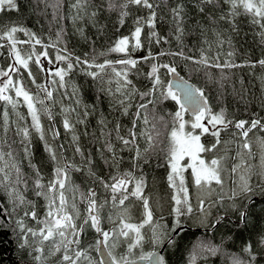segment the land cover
<instances>
[{"label":"trees","instance_id":"trees-1","mask_svg":"<svg viewBox=\"0 0 264 264\" xmlns=\"http://www.w3.org/2000/svg\"><path fill=\"white\" fill-rule=\"evenodd\" d=\"M16 2L19 11L7 8L0 11V30H7L17 25L35 33V38H39L41 44L35 45L33 39L31 43H17V48L21 55L27 56L33 51L39 55L45 51L44 46H47L48 58H51L52 63H47V58L41 56L40 63L45 69L55 70L56 67L64 66L62 62L55 60L57 53L60 55L71 53L72 57L88 59L94 64H102L105 60H109L113 62L117 72L127 71V79L131 81L129 88L134 86L137 92L144 93L152 87V80L149 78L152 66L169 64L196 87L204 90L212 114L219 113L223 109L229 120L250 122L253 119H260L261 123H264V65L258 63L259 60L264 59V35L261 34L264 29H261L259 24L253 23L252 15L244 14L242 8H238L240 14L233 17L229 0H213L212 3H203L202 0H164L161 3V0H152L154 4H159L156 8L155 31L161 42L157 44L155 40L149 41L150 29L145 25L141 33L142 47L135 50H133L135 43L133 33L137 27L136 20L138 17L147 18L149 10L145 8L129 5L128 15L121 24L119 7L108 10V0H81V5L78 7H73L77 0H16ZM113 2L118 6L123 0H113ZM57 3L59 7L54 8L53 5ZM177 4L183 5L182 32L177 30L176 22L169 10ZM123 37L129 38L128 54L110 51ZM15 38L17 41L29 40V37L22 32H17ZM10 44L11 41L0 39L2 45L0 68L7 69L9 64L15 62ZM65 49L67 51H64ZM149 49L156 59L142 60L141 57L147 56ZM161 52L167 54L161 56L159 55ZM178 52H183V56L173 55ZM185 57H191L192 60ZM205 57L207 65L193 63ZM122 58L134 59L138 62L135 67L128 66L125 69L124 66L116 63ZM72 62L75 66L65 76L64 86L57 85L58 90H53V98L49 101L51 118L43 111L40 113L43 140L32 127V119L22 97L19 98L20 103L15 108L12 104L0 100V152L4 154L5 162L0 161L4 163L5 168L7 167L5 172L10 176V180L7 181L9 188L15 187L25 198V204L18 207L13 214L14 220L22 217L25 210L29 212L35 210L36 217L41 219H45L48 212L49 200L44 195L36 194L34 182L37 175L32 165L39 169L40 183L45 185L46 194L47 185L55 178L54 169L63 166L65 159L74 166L73 169L68 170L64 196L65 198L68 196L66 208L70 215L76 217L78 226L87 216L89 189L95 190L97 205H103L99 208L100 213L108 208L107 211L115 215L116 209L120 208L117 203L122 193L118 191L115 194L117 201L114 204L112 192L101 185V179L111 183V177H125L126 173H131L129 178L132 182L127 188L130 190L131 187H135L133 172L144 173L145 177L151 179L152 173L163 169L166 171V166L169 165L166 152L162 149H166L173 127L171 114L178 110L175 102L157 101L154 111L153 105L149 104V123L145 125L142 119L137 120L135 146L129 144L125 147L116 138V126L119 125L120 136L130 138L128 132L133 127L137 107L142 102L141 97L132 95L129 106V100L125 96L127 89L122 85L123 78H117L112 67L105 68L103 73L93 79L86 74V71H98V69L93 67L85 70L83 66L76 65L74 59ZM226 63L237 66L224 67ZM217 64L221 67H216ZM29 68L35 77V83L29 78L28 70L22 69L20 77L13 75L12 78L14 82L18 79L22 80L30 94L38 93L37 85L58 80V77L49 76L47 72L42 73L32 61H29ZM158 74L164 83L170 80V74L166 69L160 67ZM0 80L6 78L0 77ZM49 87H52L50 83ZM118 87L121 88L120 92L116 91ZM6 94L16 99L14 89L10 88ZM39 96H43V93H39ZM118 100H125L124 106H128L127 114L124 113V106H121ZM46 104L48 105L47 101ZM37 107L40 108V105ZM64 109H75V111L65 112ZM5 112L8 114L10 124L7 135L3 132ZM186 115L188 116V113ZM153 116L156 117L155 121ZM161 116L164 117L163 122L159 120ZM65 118L73 125L74 130H65L63 126ZM152 123L156 124L160 137L155 147L149 148L147 138L142 133L151 129ZM16 128L29 129L30 163L21 144L23 138L16 133ZM54 130L59 131L58 137L53 138ZM232 130L234 128L230 127L228 131L221 132V140L231 139L229 135ZM257 130L264 136V130L259 128L252 132ZM74 135L78 137L77 141L73 140ZM232 139L239 148L241 142L239 135L233 134ZM45 142L56 152L58 163L50 158ZM108 143L112 145L115 153V162H113V153L107 150ZM77 146L83 155L75 151ZM146 148L147 153L144 151ZM137 150L146 156L147 162L134 160ZM234 151L236 149L232 150ZM9 152L11 155H8ZM236 158L237 156H232L231 153L227 163L229 168L236 163ZM87 160H91V165L86 162ZM13 165L19 167L27 180L26 186L14 183L16 171ZM89 167L94 175L88 174ZM0 180H3V173H0ZM154 196H151V199H154ZM231 196L232 193L223 196L222 201L219 199V203L214 204L206 228L200 227V230L190 228L196 225L188 223L186 218L190 215L195 218L197 212H200L198 209L195 211L196 208H193L191 214L180 217L182 224L180 235L175 237L174 245H166L164 249L166 264H233L236 258L248 264L250 256L245 248L249 244L252 246V255L255 256L251 264H264V241H262L264 195L256 193L250 200L240 197L230 199ZM131 197L133 196L128 199ZM56 198L58 202V196ZM128 199L125 200L124 205H128ZM227 200H230V205L226 204ZM0 206L9 210L12 207L8 193L2 185H0ZM152 211L156 214V222H160L159 219L169 220L170 216H174L173 211L170 210L166 211L165 215L160 213L154 204ZM241 211H246V220H241ZM77 212L78 216H76ZM173 219L172 217L170 220ZM30 221L34 223L31 217L24 218L25 224L29 225ZM102 222L103 227L104 224L109 225L107 220L101 219L102 229ZM117 222L118 220L114 223L115 228L120 225ZM85 228L87 233L81 234L79 247L87 249L92 260L98 262L100 257L97 251L94 247H89L95 245L98 236L94 228L90 226ZM146 228L142 250L148 249L150 252L158 247L150 243L154 230L151 228L149 230L148 225ZM168 234L175 235L172 232ZM119 237L122 239L121 236ZM129 237H124L127 242L130 240ZM19 242L18 234L13 233L11 228H0V264H61L62 252L53 254L51 242H42L40 238L37 241L35 237L29 236V247L23 250L19 248ZM39 243L42 244V253L33 251L38 249ZM135 251L140 253L141 248L137 247ZM36 255L40 256V260L33 259ZM80 264H88V261L82 258Z\"/></svg>","mask_w":264,"mask_h":264},{"label":"snow or ice","instance_id":"snow-or-ice-1","mask_svg":"<svg viewBox=\"0 0 264 264\" xmlns=\"http://www.w3.org/2000/svg\"><path fill=\"white\" fill-rule=\"evenodd\" d=\"M164 0H161L163 3ZM203 3H212L213 0H202ZM232 8V16L235 17L240 13L237 11L238 8H242L244 14H251L253 17V23L259 24L261 29H264V0H229ZM81 5V0H77V3L73 5V7H78ZM129 5H136L140 8H145L149 10V14L147 18L138 17L136 20L137 27H135L133 37H134V48L139 49L142 47L141 44V33L143 31V27L146 25L150 29L149 41L155 40L157 44L161 42V38L158 33L155 31V25L157 22V11L156 8L159 7V4H154L152 0H123L118 6L113 0H108V10H115L119 7V15L120 22L123 24L124 17L128 15L127 9ZM54 8H58L59 4L53 5ZM7 9H13L19 11V6L16 0H0V11H4ZM173 20L176 22L177 30L182 32V21L183 17L181 15L183 11V5L177 4L176 7L169 9ZM203 11V9H201ZM95 13H93V16ZM17 32H22L29 37L28 41H17L15 38V34ZM264 35V32L261 33ZM0 39H6L11 41L10 49L12 53H14V63L9 64L7 69L0 68V77L6 78V80H0V100H4L5 102L12 104L15 108L18 103H20L19 98H23V102L27 105L29 114L32 119V127L39 133L40 138L43 140V130L40 124V113L43 111L50 118L52 116L51 111L49 110L46 101H50L53 98V90H58L56 88L57 85L60 87L64 86L65 76L68 75L74 68L73 59L75 60L76 65H81L85 70L95 67L98 71H86L87 75H90L93 79H96L101 73L104 72L105 68L112 67V71L115 73L117 78L122 79V85L127 89L125 93L126 98L129 100L132 95L136 94L141 97L142 102L138 105L135 119L133 120V127L129 130L128 136L130 138H125L119 135V125L116 126L117 139L127 147L129 144L135 146L136 141V121L142 119L144 124L147 125L149 123V108L148 105H153V111L155 108V104L157 101H167L171 100L175 102L178 106V110L175 111L174 114H171V123L173 125L172 130L169 134V140L166 149H162V151L166 152L167 163L170 166V173L168 175V181L170 187L177 189V194L173 197L175 201V207L173 208V213L175 215V225L170 230L175 235H169L167 230L162 231H153L152 238L150 243L155 245L156 247H164L166 245H174L176 240L175 237L180 235V230L182 229V224L180 217L191 214L193 212L192 205L188 199V189L185 187L184 182V167L181 165V161L184 160L185 157H188L191 160V164L188 165L192 168L193 176H194V184L196 186H201L203 184H211L212 181H215L218 185L223 187V179L221 174L226 171L225 166L223 165V161L227 159L226 156H220L216 158H212L209 163H206L204 159L200 157V153L208 152L213 153L217 150L218 146H221L222 141L220 139L221 132H226L229 128H234L235 133L239 135L240 140L242 141L240 147L242 150L251 154L252 145L249 140V133L254 129L264 130V123H261L260 119H253L250 122L246 120H229L227 119L225 111L222 109L219 113L212 114L211 108L207 102V97L205 96L204 90L198 88L194 85H191L188 80H185L183 77H180L177 73V70L174 66L169 64L162 65H153L151 68V72L149 73V78L152 80V87L149 91L144 93H139L135 89V87L129 88L131 85V81L127 79V71H119L117 72L115 67H113V62L109 60H105L102 64H94L90 63L88 59H81L80 57H72L71 53L67 55H60L57 53L55 60L57 62H62L64 64L63 67H56L55 70L52 68L45 69L44 65L40 63V57L44 56L47 58V63L51 64V58H48L47 46L45 47V51L41 52L39 55L35 54V52H31L27 54V56L21 55L20 50L17 48V43H31L34 39L35 45L41 44V40L39 38H35V33L30 30L22 27L13 25L7 30H0ZM129 38L123 37L121 38L113 48L110 49L112 52L124 53L128 54L129 49ZM2 46V45H0ZM34 47V45H33ZM64 51H67L66 49ZM167 53L161 52L159 55H166ZM173 55L183 56V52L174 53ZM231 55V53H230ZM186 59L192 60L191 57H185ZM142 60L147 61L148 59H156L153 56L151 50L149 49L147 56L141 57ZM29 61L34 62L39 70L43 72H47L49 76L58 77V80H52L45 84L37 85L38 93L30 94L28 90L25 89L22 80L13 81V75L20 77L22 75V69L28 70V76L35 83V77L32 75V72L29 68ZM137 60L134 59H125L119 60L116 63L124 66L126 69L128 66L135 67L137 64ZM193 63H200L207 65V58H202L200 61H193ZM260 65H264V59L258 61ZM237 65L226 63L224 67H236ZM162 67L166 69L167 73L172 76V79L167 83L161 81L160 76L158 74L159 68ZM216 67H221L219 64ZM49 83L52 87H49ZM14 89L15 97L14 100L11 95H7L6 93L9 89ZM111 90L109 89V92ZM117 92L121 91V88L116 89ZM43 93V98L39 96V93ZM146 101V102H145ZM121 106L125 105V100L117 101ZM79 103V101H77ZM40 105V108L37 107ZM65 112L75 111V109H64ZM123 111L125 114L128 112V106L123 107ZM191 112L194 119L192 121L184 120V113ZM156 117L153 116V120L155 121ZM205 119H207V123H204ZM160 121H164V117H159ZM186 125L190 129L189 131H185ZM63 126L66 131L74 130L73 125L70 124L69 120L65 118L63 120ZM165 126H167L165 124ZM9 120L7 112L4 113L3 119V132L7 135L9 131ZM197 130L199 133L197 134ZM16 133L22 136L21 144L23 146V151L26 157L29 158L30 161V142H29V129L28 128H16ZM210 135L215 138V143L210 144L209 146H205L202 144L201 136ZM142 135L146 136L148 147L153 148L156 145L160 137V132L156 130V124L152 123V127L149 130H146ZM59 136V131H53V138ZM73 140L77 141L78 137L73 136ZM226 143V142H225ZM46 150L49 153L50 158L53 162H57V154L51 148L50 145L45 142ZM63 147L62 145L60 146ZM107 150L113 153V162H115V153L113 152L112 145L108 143L106 145ZM262 150H264V145L261 146ZM77 153H81L80 148L77 146L75 148ZM145 153L148 152L146 148ZM8 155H11L9 152ZM241 155L240 152H237V156ZM4 154L0 152V160L3 159ZM134 160L137 162L143 160L147 162V158L145 155H142L139 150L136 151V155ZM89 165H91V160L86 161ZM106 163L108 161H105ZM16 171V179L14 183L16 185L24 184L27 185V180L24 178L21 173L19 167L13 165ZM33 169L36 172L37 179L34 182L35 187L37 189L36 194L38 196L44 195L46 199L49 200L48 204V212L43 221L40 223L43 224V227L39 229V231H35L32 228H29L24 223L25 217H31L32 219H36L35 210L23 212V216L19 219L13 218V214L16 212L18 207H21L25 204V198L21 195L15 187L9 188L7 181L10 180V176L7 172H5L4 168H0V173H3V180H0V185H2L7 191L8 196L11 200L12 207L11 210L8 208H4L0 206V228L7 229L11 228L13 233L18 234L19 239V248L27 249L29 247V236L36 237L39 235L43 241H49L53 247V254L62 252L61 255V264H80L81 259H85L88 261V264H138V262H146V264H165L164 257L159 255L155 251L143 252V241L144 237L141 234V228L143 225H132L124 223L121 220V226L118 230L113 229L110 231H104L100 227V212L99 208L103 205H97V200L95 199L96 192L94 189H89V194L87 198V216L84 218L83 223L79 226L73 222L74 217L70 215L66 208V198L64 196L65 190V181L68 177V170L73 169V165H71L68 161L65 160L63 166H57L54 169L55 178L49 182L47 185V194L45 193V185L40 183L39 179V169L35 168V165H32ZM244 167L247 169L244 175L240 176V183L238 185V191L233 190L232 196L230 199H235L237 197L243 198L245 200H250L254 195H256L257 191L264 195V184L258 182L257 185L253 186L250 183L251 180V169L252 165L248 164L246 161L241 159L240 163L235 164L231 171L233 173L237 172L238 169ZM77 171L81 169H75ZM89 175H94L92 173L91 167L87 169ZM259 180H264V155L261 156V168L258 173H256ZM126 177H130L131 173H126ZM178 178V184H177ZM112 182L108 183L100 180L101 185L106 189L110 190L113 194L112 200L115 204L117 201L116 193L126 192V185L131 183L132 181L126 178H121L118 176L111 177ZM144 186L143 178L137 180L135 182V190L131 193V195L136 196L138 198L143 199V205L146 211V219L144 220V224L149 223L152 220V212L148 208V200L143 198L142 196V188ZM181 194L183 195V199H181ZM58 196V202L57 197ZM127 195H122L119 199L118 203L123 206L125 200L127 199ZM221 201L223 197L220 198ZM31 203V202H29ZM75 205L73 204V208ZM199 210H204V201H199ZM79 213H76L78 216ZM241 220H246L247 213L246 211L240 212ZM85 226H90L95 229L96 233L99 235L100 239L95 242V245H89L90 248L94 247L96 251H102L101 245H104L107 251H104L102 258L97 262L93 261L92 258L88 254L87 249L80 248V235L84 232ZM129 230L135 232V239H132L131 242L128 243V253L129 256L133 255V250L137 249V247L141 248L137 259L132 260L129 259L128 256L121 257L120 259H116L112 253L111 248L115 246L116 241L119 236L129 237ZM118 232V235H117ZM112 241L111 245L109 241ZM264 241V238H262ZM36 252H43V249H34ZM245 251L249 253L250 260L248 264H251L252 261L255 260V256L252 255V246L249 244ZM72 253L71 255L69 253ZM35 260H40V256L36 255L33 257ZM233 264H245L244 261L236 258L233 260Z\"/></svg>","mask_w":264,"mask_h":264},{"label":"rangeland","instance_id":"rangeland-1","mask_svg":"<svg viewBox=\"0 0 264 264\" xmlns=\"http://www.w3.org/2000/svg\"><path fill=\"white\" fill-rule=\"evenodd\" d=\"M125 59L126 58H122L120 60H125ZM41 98H43V96H41ZM186 113H188V116L186 115ZM186 113H184V120L185 121H192L194 119L192 114L189 112H186ZM204 123H207V119H205ZM189 130L190 129L186 125L185 131H189ZM198 133H199V130H197V134ZM233 134H236L235 129L232 130L231 134L229 135L231 139L226 138L225 140H221L222 141L221 146H218L217 150H215L213 153H208V152L200 153V157L202 159H204L206 163H209L212 158H216V157H220V156H226L227 157V159L223 161V165L225 166L226 171L221 174L222 179L224 181L223 187L218 185L215 181H212L211 184H203L202 183L201 186H196L194 184V176H193L192 168L188 166L191 164V160L188 157H185L184 160L181 161V165L185 169L183 172L185 187L187 188V186L189 187V185H191V187L193 188V185L195 186L194 189L197 192L196 197H197L198 203L200 200H203L205 202L206 198L208 197V198H213L214 203L218 204L219 203L218 200L221 197L228 196L230 193L233 192V190L238 191V185L240 183V176L244 175L246 173L247 169H245L244 167H241L240 169L237 170V172L233 173L231 171L232 168H229L227 165L228 159H229L231 153H232V156H234V155L237 156V152L241 153V155L239 157L237 156L235 164L240 163L241 159H243L248 164L252 165V169H251L252 175H251V180H250V183L252 185L253 184L257 185L258 182L264 184V180H259L258 176L256 175V173H258L260 171V168H261V156L264 155V150H262V147H261L262 145H264V136L262 134H260L258 130L256 132H250L249 133V140H250V143L252 145L251 154H249L248 152L242 150V148L240 147L242 141L239 144V148H237L238 144L236 145L235 141L232 139ZM220 139H222L221 136H220ZM200 142L207 147L210 144L215 143V138H213L212 136H207V135L204 136L203 135V136H201ZM235 149H236V151L232 152V150H235ZM2 161L5 162L4 158L2 159ZM2 161H0V168H5L4 163H2ZM166 168H167L166 171H163L164 170L163 169V170L152 173L151 179H148V176L145 177L144 173L139 174L136 171L133 172L134 177H135L134 183L137 180H140L141 178H143L144 186L142 188V196H143V198H146L148 200V208L152 212V220L149 223L144 224V220L146 219V211H145V208L143 205V199L131 195V193L135 190V187L134 188L131 187L130 190L129 189L127 190L130 193H126L127 192L126 191V192H123V193H125V194H123L121 192L122 195H127V197L133 196L130 199L127 198L128 199V205L127 206H124V205L121 206L119 203H117L118 207L120 205V208H119L120 211L117 208L115 215L111 214V212H108L107 211L108 208H105L106 211L104 209L103 213H100V217H101L102 221L107 220V223H109L108 226H106L104 224V227H103V222H102L103 230L104 231H110L113 229L118 230L119 227L121 226V220H123V222L127 223V224H132V225H136V226L143 225V227L141 228V234L142 235H144V233L147 229L146 228L147 225L149 226V230H150V228L152 230H155V231L167 230L168 233H171L170 230L175 225V219H176L175 215L170 216L169 220L165 219L164 221H161V219H159L160 222H156V214L152 211V204L155 205L156 210L159 211L160 213H162L163 210L173 211V208L176 206L173 197L177 194V189L170 187V184L168 181V175H169L171 169H170L169 165H168V167L166 166ZM6 169H7V167L5 168V170ZM125 178L129 179V180L131 179V178L126 177V176H125ZM230 182H232V184ZM177 184H178V178H177ZM128 187H129V184L126 186V189ZM191 191H192V194H191ZM257 193H259V192L257 191ZM79 194H80V192L78 193V195ZM154 195H157V196H154ZM190 195L193 198V190L192 189L188 190V199H189V202L191 204ZM151 196H154V199H151ZM156 198H158V199L156 200ZM182 198H183V195L181 194V199ZM66 199L68 200V196L66 197ZM229 201L230 200H227V202H226L227 205L231 204V203H229ZM112 206H113V204H112ZM192 208H196L195 211H197V209L199 210L198 205H194V206H192ZM204 209L206 211L200 210V212H197V216H195V218L191 215L188 218H186L187 222L190 224L196 225L193 227L206 228L209 225L208 219L210 218L211 214L213 213L214 205L209 203L206 208L204 206ZM100 210L101 209H99V212H100ZM68 213H69V211H68ZM105 214L108 216H106ZM172 217L174 219L170 220ZM75 218L76 217H74V219ZM117 220H118L117 223H119L120 225L115 228L114 223ZM171 222L173 223L172 225H171ZM38 224L41 226L43 225L40 222ZM25 225L28 226V224H25ZM86 233H87V229L85 228L83 234L85 235ZM117 235H118V232H117ZM129 235H130L129 242H131L132 239H135V232L129 230ZM121 237H122V239L118 235L117 243L115 244L114 247L111 248L112 255L116 259H120L121 257H125V256H128L129 259H136L137 256L139 255V253L136 252L134 249L133 250L134 254L129 256V253H128V243L129 242H127L123 236H121ZM111 243H112V241L110 240L109 244L111 245ZM143 252H145V253L148 252V249L147 250L144 249Z\"/></svg>","mask_w":264,"mask_h":264},{"label":"water","instance_id":"water-1","mask_svg":"<svg viewBox=\"0 0 264 264\" xmlns=\"http://www.w3.org/2000/svg\"><path fill=\"white\" fill-rule=\"evenodd\" d=\"M178 74H179V76L180 77H183L185 80H188V79H186L184 76H182L179 72H177ZM172 79V76L170 75V80ZM189 81V83L191 84V85H194L190 80H188ZM195 86V85H194ZM207 102H208V100H207ZM208 104H209V102H208ZM210 106V105H209ZM189 113H191V112H189ZM192 230H199V228L198 227H190ZM101 249H102V251H98V255H99V257H100V259L102 258V256H103V253H104V251H107V249L105 248V246L104 245H101ZM153 251H155V252H157L159 255H162L163 257H164V261H165V256H164V247H160V248H158V249H155V250H153ZM137 259V258H136ZM132 260H135V259H132ZM138 264H146V262H138ZM166 264V263H165Z\"/></svg>","mask_w":264,"mask_h":264},{"label":"flooded vegetation","instance_id":"flooded-vegetation-1","mask_svg":"<svg viewBox=\"0 0 264 264\" xmlns=\"http://www.w3.org/2000/svg\"><path fill=\"white\" fill-rule=\"evenodd\" d=\"M85 218V217H84ZM84 218H83V220H84ZM39 220H44L43 218L41 219V218H36V219H34V223H32V221H30V223H29V225L27 226V227H29V228H32L33 230H35V231H39V229L41 228V227H43V225L41 226V225H39L38 223L40 222ZM83 220H82V222L80 223V224H82L83 223ZM100 221H101V219H100ZM73 222L75 223V224H77L76 223V220L74 219L73 220ZM100 227H101V223H100ZM84 233V232H83ZM83 233H81V234H83ZM97 234V233H96ZM81 236V235H80ZM97 236H98V239L97 240H99L100 239V237H99V235L97 234ZM41 239V237L39 236V235H37L36 237H35V239H37V241H38V239ZM42 240V239H41ZM37 247H38V249H41L42 248V244L41 243H39L38 245H37ZM97 253H98V251H97Z\"/></svg>","mask_w":264,"mask_h":264},{"label":"crops","instance_id":"crops-1","mask_svg":"<svg viewBox=\"0 0 264 264\" xmlns=\"http://www.w3.org/2000/svg\"><path fill=\"white\" fill-rule=\"evenodd\" d=\"M194 185H193V188L191 187V185H189V187L187 186V189L188 190H190V189H192L193 190V198L191 197V195H190V198H191V205L192 206H194V205H198L199 206V203H198V200H197V197H196V194H197V192H196V190L194 189ZM191 194H192V191H191ZM183 199V198H182ZM215 204L214 203V200H213V198H206V201L204 202V206H205V208L207 207V205L208 204ZM124 206H127V205H124ZM204 211H206L205 209H204ZM162 214H166V211L165 210H163V212H162Z\"/></svg>","mask_w":264,"mask_h":264},{"label":"bare ground","instance_id":"bare-ground-1","mask_svg":"<svg viewBox=\"0 0 264 264\" xmlns=\"http://www.w3.org/2000/svg\"><path fill=\"white\" fill-rule=\"evenodd\" d=\"M47 103H48V107L50 108V103H49V101H47ZM66 161H67V159H65ZM199 228V230L201 229L200 227H198ZM164 249H165V246H164Z\"/></svg>","mask_w":264,"mask_h":264},{"label":"built area","instance_id":"built-area-1","mask_svg":"<svg viewBox=\"0 0 264 264\" xmlns=\"http://www.w3.org/2000/svg\"><path fill=\"white\" fill-rule=\"evenodd\" d=\"M120 177H121V178H125V177H123V176H120ZM128 184H129V183H128ZM128 184H127V185H128ZM127 185H126V186H127Z\"/></svg>","mask_w":264,"mask_h":264}]
</instances>
